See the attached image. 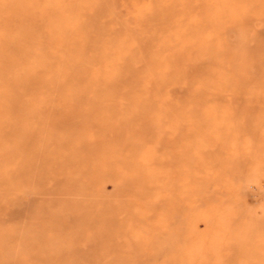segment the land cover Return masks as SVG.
<instances>
[{"label":"rangeland","instance_id":"rangeland-1","mask_svg":"<svg viewBox=\"0 0 264 264\" xmlns=\"http://www.w3.org/2000/svg\"><path fill=\"white\" fill-rule=\"evenodd\" d=\"M2 2L0 264H264V0Z\"/></svg>","mask_w":264,"mask_h":264},{"label":"bare ground","instance_id":"bare-ground-1","mask_svg":"<svg viewBox=\"0 0 264 264\" xmlns=\"http://www.w3.org/2000/svg\"><path fill=\"white\" fill-rule=\"evenodd\" d=\"M3 1V0H2ZM2 1H0V18H3V15H1L4 11L6 12V11H14L16 8H15V6H13V4L11 3V4H9L8 2L7 3H4V2H2ZM60 4V3H59ZM53 8V7H52ZM61 8H63V6L61 5V6H55L54 7V9H56V10H58V9H61ZM2 21V20H1ZM44 66H45V64H44ZM97 114V113H96ZM99 118V117H98ZM185 132H188L189 133V131H188V128L186 127V125L185 126H183L182 127V132H181V135L182 136H179V139L178 140H176V139H174V138H172V139H169L168 141H166L165 143H163L162 142V146L165 148V147H168V148H172L173 149V147H175V146H177V145H179L180 144V147L182 146L183 148H178V150L176 149L175 151H174V153H173V159L175 158V159H177V161H179L181 158H188L189 156H188V147H186V148H184L185 146H186V144H187V142H188V140L191 138V136L189 137V136H186L185 135ZM182 141H181V140ZM163 140H165V139H163ZM181 141V142H180ZM183 142V143H182ZM181 152V153H180ZM123 164V163H122ZM163 165V164H162ZM130 166H132L136 171H140V170H142V169H144L143 168V166H144V164H141V163H137L136 162V160H134V161H131L130 162ZM132 172V171H131ZM134 176V175H133ZM198 197V196H197ZM205 197V196H204ZM196 198H194V200H195ZM198 199H204L203 198V195H199V197H198ZM183 210V209H182ZM200 220L201 221H203V223H204V226L206 227V226H208V223H210L209 222V220H207V222H206V219H205V217L204 218H200ZM210 226V225H209ZM182 239L183 240H185V237H184V235H182Z\"/></svg>","mask_w":264,"mask_h":264}]
</instances>
